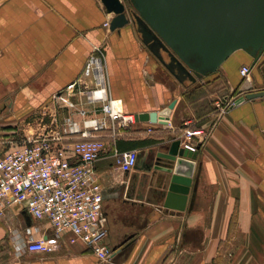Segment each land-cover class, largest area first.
I'll return each mask as SVG.
<instances>
[{"label": "crops", "instance_id": "0c3cea01", "mask_svg": "<svg viewBox=\"0 0 264 264\" xmlns=\"http://www.w3.org/2000/svg\"><path fill=\"white\" fill-rule=\"evenodd\" d=\"M112 17L100 0H0V152L7 141L28 140L49 126L53 95L81 73L93 46L104 49L109 92L125 112H158L175 100L166 124L138 122L117 139L101 134L108 144L94 169L108 260H98L81 239L70 243L69 236L51 252L26 251L29 240L52 230L14 203L0 218V264H264V98L218 114L212 90L205 102L193 100L200 89L185 93L190 87L147 50L135 26L113 32L105 26ZM253 60L245 51L233 53L204 76L202 92L212 89L207 83L217 72L229 93L239 88L242 66L261 89L264 52ZM185 124L202 135L193 138L198 150L186 209L176 211L163 207L168 175L153 166ZM131 150L138 154L136 166L149 172L119 170L117 154ZM144 174L149 177L142 184Z\"/></svg>", "mask_w": 264, "mask_h": 264}, {"label": "built area", "instance_id": "2783aa9c", "mask_svg": "<svg viewBox=\"0 0 264 264\" xmlns=\"http://www.w3.org/2000/svg\"><path fill=\"white\" fill-rule=\"evenodd\" d=\"M104 58L103 48L93 46L81 73L53 95L49 126L22 143L8 142V148L0 152V218L19 203L52 230L51 236L29 240L28 252H51L69 236L70 243L84 241L100 261L112 254L104 245L108 230L94 162L106 150L101 134L117 139L138 121L135 114L124 111L120 100L111 97ZM250 72L248 66L240 69L243 78ZM237 98L217 99V113H226ZM199 134L184 128L177 139L183 148L195 152L198 145L193 138ZM137 162L136 151L117 154L122 172L131 171Z\"/></svg>", "mask_w": 264, "mask_h": 264}, {"label": "water", "instance_id": "95a60500", "mask_svg": "<svg viewBox=\"0 0 264 264\" xmlns=\"http://www.w3.org/2000/svg\"><path fill=\"white\" fill-rule=\"evenodd\" d=\"M112 14L109 30L135 26L142 44L181 85L201 82L233 53L245 51L254 58L264 52V0H100ZM167 57V60L165 57ZM250 83L251 81L247 79ZM236 105L264 98V88L248 84ZM173 100L158 112L135 114L138 122L166 124ZM173 139L165 152L155 155L154 170L168 175L163 207L185 211L195 169V156ZM165 160L166 164L162 165ZM137 170L149 172L140 164ZM144 174L142 184L147 182Z\"/></svg>", "mask_w": 264, "mask_h": 264}, {"label": "rangeland", "instance_id": "374dc122", "mask_svg": "<svg viewBox=\"0 0 264 264\" xmlns=\"http://www.w3.org/2000/svg\"><path fill=\"white\" fill-rule=\"evenodd\" d=\"M103 51H104V49H103ZM220 68V67H219ZM219 68H218V70H219ZM247 79L248 78H243L242 77V79H241V82H240V86H239V88H237V89H234L233 91H230V93H229V90L227 89V84H226V82H225V79H224V77H223V75L222 74H218V72L217 73H215V75H214V77L211 79V80H209L208 82L209 83H207V84H210L209 86H211L212 87V89H208V94H206L205 92H202V90H201V87H204V86H206V80L205 79H203L201 82H199L198 84L196 83V84H191L190 82H186L185 84L187 85V86H189L190 88H189V90H187V91H185V93H189V91L192 89V90H194V89H197V88H199L200 90H199V94L197 95V97H193V100L194 99H196L197 101H201V99L203 100V102H205V97L206 96H209V90H212V92H213V99H210V101L212 100L213 101V105H214V102L217 100V99H221V96H223V95H229V96H231V98H237L241 93H240V90L241 89H243V86H246V85H248V84H251L252 86H254L255 88H257L256 86H255V81H252V82H248L247 81ZM193 85V86H192ZM192 86V87H191ZM264 88V86H262V88L261 89H263ZM229 93V94H228ZM188 95V94H187ZM209 101V100H208ZM215 108V107H214ZM216 110V109H215ZM40 113H38V118H40ZM7 124H10V123H7ZM26 126V125H25ZM34 126H36V125H34ZM185 127H187V124H185L184 126H183V128L177 133V135H174L173 137H170V139H167V141L168 142H170V141H172L173 139H177V138H179V137H181L182 136V134H183V129L185 128ZM37 129L39 128V127H36ZM53 129H54V127H53ZM24 134V133H23ZM30 134H32V133H30ZM201 135L202 134H199L197 137H195V139L197 138V140L199 139V137H201ZM26 138V137H25ZM25 138L24 137H22V140H19V141H16V139L14 140V143H22L23 141H25ZM106 139H108V138H105V142H106V146H107V144H108V142L106 141ZM5 144H8V141L5 143ZM168 146L167 145H165V146H163L162 147V150H165L166 148H167ZM154 151H156V150H153L152 152H151V154L152 155H154ZM224 259H227V260H229V259H231V257L230 256H228V255H226V258H224Z\"/></svg>", "mask_w": 264, "mask_h": 264}, {"label": "trees", "instance_id": "16d2710c", "mask_svg": "<svg viewBox=\"0 0 264 264\" xmlns=\"http://www.w3.org/2000/svg\"><path fill=\"white\" fill-rule=\"evenodd\" d=\"M193 86V85H192ZM189 87V86H188ZM148 142L147 141H141L139 144L140 145H145V144H147ZM125 152V151H124Z\"/></svg>", "mask_w": 264, "mask_h": 264}]
</instances>
